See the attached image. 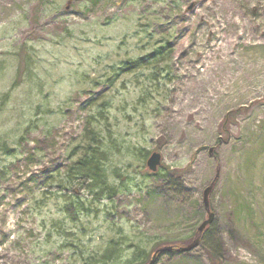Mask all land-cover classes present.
I'll use <instances>...</instances> for the list:
<instances>
[{
  "label": "rangeland",
  "instance_id": "obj_1",
  "mask_svg": "<svg viewBox=\"0 0 264 264\" xmlns=\"http://www.w3.org/2000/svg\"><path fill=\"white\" fill-rule=\"evenodd\" d=\"M93 134L114 192L49 180ZM0 139V264H264V0H0Z\"/></svg>",
  "mask_w": 264,
  "mask_h": 264
},
{
  "label": "trees",
  "instance_id": "obj_2",
  "mask_svg": "<svg viewBox=\"0 0 264 264\" xmlns=\"http://www.w3.org/2000/svg\"><path fill=\"white\" fill-rule=\"evenodd\" d=\"M162 53L163 51L160 48V49H156L149 56L154 58L158 55H161ZM145 59L141 58L137 61H134L130 65H126L125 70H129L130 67L139 66V64L145 62ZM90 139L92 143H89V145L83 147L78 152L76 151L73 152L72 155L73 160L70 163L63 164L61 167L58 168V171L54 174H52L53 172L50 173L49 170L48 171V174H50L49 180L54 179V177H56L58 178L57 180L62 179L63 182L66 181L70 183V185L71 184L76 186H80L81 184L86 185L87 190H89L91 193L102 196L103 194H105V191L114 192L115 188L113 186H110V183L107 180L104 170L105 169L104 164L105 161L107 160V152L102 151L101 149L102 143H100L98 137H96V134H93V136L90 137ZM15 154H16L15 148L11 147L8 143L0 139V155L15 156ZM75 197L76 196H74L73 201L69 203V205L73 207L71 209H66V213L72 212V209L81 211V206H82L81 201ZM69 205H67V208ZM203 232L200 233L199 228H197V230L194 233V238L196 239L198 237H201ZM164 245H170L173 248L172 250L167 251L171 255L178 254V256L176 257V261H177V263L175 262L176 264L184 262V260L187 259L185 253L179 252V250L177 249L187 246V243L181 240L165 241L163 243L158 244V246L154 247L152 250L153 251L155 249L157 250L158 248H161ZM116 254H117V258H119V256L121 257L118 245L112 243L110 245V248L106 251V254H104L101 257V261L108 262L111 260V258L113 257L115 258ZM129 258H131L129 262L131 264H147L150 258V252H146L140 248H135L131 252ZM212 262L214 264H221L220 259L217 257V255L212 256Z\"/></svg>",
  "mask_w": 264,
  "mask_h": 264
},
{
  "label": "water",
  "instance_id": "obj_3",
  "mask_svg": "<svg viewBox=\"0 0 264 264\" xmlns=\"http://www.w3.org/2000/svg\"><path fill=\"white\" fill-rule=\"evenodd\" d=\"M161 163V155L157 152H154L151 157L149 158V160L147 161V164L148 166L150 167V169L152 171H156L158 169V165ZM213 188V185H210L209 187H207V189L204 191V203H205V206H206V209H207V212H208V219L205 220L202 225L200 226L199 228V231L202 232L205 228V226L207 224H209L211 221H212V217H213V214H212V211L210 209V202H209V193L210 191L212 190ZM199 243V238L196 239L192 244H190L188 247H183L181 248L180 250L181 251H189L191 249H193L196 245H198ZM170 249V248H168ZM166 249V250H168ZM156 259V256L153 260ZM151 261L150 264H153L154 261Z\"/></svg>",
  "mask_w": 264,
  "mask_h": 264
}]
</instances>
